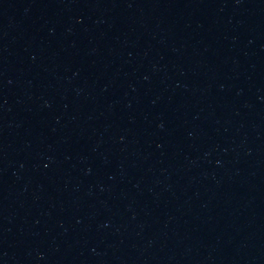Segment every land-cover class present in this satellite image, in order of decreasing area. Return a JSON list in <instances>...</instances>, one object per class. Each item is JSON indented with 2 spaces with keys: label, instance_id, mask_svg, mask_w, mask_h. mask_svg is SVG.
<instances>
[{
  "label": "water",
  "instance_id": "1",
  "mask_svg": "<svg viewBox=\"0 0 264 264\" xmlns=\"http://www.w3.org/2000/svg\"><path fill=\"white\" fill-rule=\"evenodd\" d=\"M0 264H264V0H0Z\"/></svg>",
  "mask_w": 264,
  "mask_h": 264
}]
</instances>
